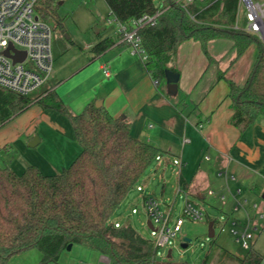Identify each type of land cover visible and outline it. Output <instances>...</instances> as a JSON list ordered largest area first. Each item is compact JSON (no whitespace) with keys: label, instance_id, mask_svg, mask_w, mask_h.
Instances as JSON below:
<instances>
[{"label":"trees","instance_id":"16d2710c","mask_svg":"<svg viewBox=\"0 0 264 264\" xmlns=\"http://www.w3.org/2000/svg\"><path fill=\"white\" fill-rule=\"evenodd\" d=\"M105 2L110 14L125 24L160 11L157 23L139 31L148 55L145 67L159 87L166 84L167 69L178 72L170 63L185 40H199L207 53L209 41L230 38L238 54L257 40L233 29L238 0L195 1L187 6L176 0H165L164 4L155 0ZM58 5L59 0H39L37 11L43 20H53L55 27L65 32L64 20L56 13ZM112 44V38H104L92 51L100 55ZM263 52L262 48L246 86L229 82L235 108L232 123L243 128L264 115ZM34 94L21 95L0 87V125L39 103L70 119L81 151L68 167L54 174L44 173L35 164L22 173L0 167V264L32 248L42 253L41 264H59L70 244L96 250L111 264H155L159 249L153 239L144 237L130 221L116 226L111 218L160 149L134 138L130 123L114 117L104 105L90 103L73 114L53 87ZM180 182L187 189L184 178ZM228 261L261 264L264 253L252 248L239 257L222 248L218 264ZM200 264H209V255Z\"/></svg>","mask_w":264,"mask_h":264},{"label":"crops","instance_id":"0c3cea01","mask_svg":"<svg viewBox=\"0 0 264 264\" xmlns=\"http://www.w3.org/2000/svg\"><path fill=\"white\" fill-rule=\"evenodd\" d=\"M108 25L112 26L111 32L98 35L88 45L90 61L73 67L74 73L62 75L55 83L53 71L47 88L53 87L73 114L102 100L114 117L130 123L134 138L160 149L158 166L172 168L176 173L172 187L185 194L186 202L195 206L198 200L210 206L219 204L226 220L238 230L249 226L258 233L256 242L264 230V115L244 128L233 124L235 108L229 82L247 85L261 49L254 46V41L238 54L233 39L220 37L208 42L206 53L199 40L183 41L170 63L180 73L179 90L170 95L167 82L159 87L144 62L123 40L117 24ZM107 37L113 39V44L95 55L93 46ZM220 39L227 43L224 49L217 47ZM91 64L102 74L97 81L91 79L94 70L88 72ZM104 67L110 71L109 76L104 74ZM74 76H79V83L62 91ZM80 84L82 87H77ZM41 146L44 148L37 152ZM80 151L70 119L39 103L0 125V167H10L17 173L32 164L46 174L59 173ZM181 178L188 184L187 189L181 185ZM205 182L214 186L208 190L213 191L210 198L196 191ZM162 196L171 202V197ZM74 247L73 244L70 249ZM86 255L94 256L90 252ZM107 262L111 264L100 253L97 264Z\"/></svg>","mask_w":264,"mask_h":264},{"label":"rangeland","instance_id":"374dc122","mask_svg":"<svg viewBox=\"0 0 264 264\" xmlns=\"http://www.w3.org/2000/svg\"><path fill=\"white\" fill-rule=\"evenodd\" d=\"M155 1L158 4H164L165 2V0ZM254 1L263 2L264 0ZM56 13L59 17L63 18L66 30L64 32L55 27L56 24L53 20L47 21L53 28L54 54L56 58L54 76L57 79L54 83L62 79V75H71L74 73L71 72L73 67H80L90 61L91 55L88 50V45L95 42L98 35L106 36L107 32H111L112 26L108 25L107 19H113L105 0H59ZM255 37L257 40L254 42V46L258 50L264 49L263 41L258 36ZM223 40L220 39L217 44L218 49L227 47V43ZM227 42L229 41L227 40ZM92 66L93 64L87 66V69L89 68L88 72L94 70V66ZM93 72L95 73L91 74L92 81H97L100 77L102 78L101 73L95 70ZM79 80V76L72 77L61 90L63 91L65 88L71 90V86L79 83ZM70 82H72L71 85H69ZM81 85L77 87L80 88L82 87ZM46 88L47 85L43 86L34 95L39 94ZM42 148L44 146H41L36 151L38 152ZM159 160L157 157L147 168L135 188L116 210L111 218V222L114 225L122 226L127 221H130L144 237L154 238L156 232L146 226L149 216L145 207V195H150L158 199L167 212L171 208L170 226L176 217L182 215L186 203L185 194L183 192L177 193V189L172 187L177 178L176 173L172 171V168L164 170L163 167L158 166ZM199 187V190L196 189L198 194H205L208 198L211 197L208 190L211 187L214 188V186L210 187L205 182L201 183ZM191 193L189 194L191 195ZM162 195H164V199L171 197V202L164 201ZM196 203L197 207L205 213L204 218L201 220L185 218L182 230L178 235L170 239L166 248L159 249L155 264H200L206 255H209V264H218L220 250L222 248L228 249L239 257L245 256L248 250L243 248L241 243L237 241V236L231 231L232 229H238V227L226 220V214L220 209L221 206L219 204L210 206L207 202L199 200ZM209 218L215 221L214 237L209 236V222L211 221ZM254 234L257 235L258 233ZM254 244L256 249L264 253V230L258 235ZM74 245L75 247L73 249L67 248L63 251L59 259V264L98 263L100 257L98 251L83 245ZM170 250L171 254L169 255ZM89 252L94 256L88 257L86 253ZM42 257L43 255L38 249L32 248L13 256L7 264H41ZM46 264L55 263L49 262ZM107 264L109 263L107 262ZM226 264L237 263L228 261Z\"/></svg>","mask_w":264,"mask_h":264},{"label":"built area","instance_id":"2783aa9c","mask_svg":"<svg viewBox=\"0 0 264 264\" xmlns=\"http://www.w3.org/2000/svg\"><path fill=\"white\" fill-rule=\"evenodd\" d=\"M195 1L204 0H176L183 6ZM38 3L39 0H0V87L21 95L39 91L48 84L54 71L53 28L38 14ZM159 15L160 11L145 14L128 24L122 23L113 15V19L107 21L117 24L118 31L131 47L132 53L145 62L148 55L143 48L139 31L145 25L157 23ZM233 29L258 36L264 43V1L238 0ZM6 51L9 53L6 54ZM18 53H25L22 61L14 59ZM104 74L110 75L106 67ZM209 193L213 194V191ZM145 207L155 228L156 235L152 239L158 249L166 248L170 239L178 235L185 218L201 220L205 216L199 207L187 201L182 215L176 217L170 226L171 208L167 212L161 202L150 195L145 197ZM146 226L149 228L147 223ZM231 231L244 249L253 248L256 235L249 226Z\"/></svg>","mask_w":264,"mask_h":264},{"label":"water","instance_id":"95a60500","mask_svg":"<svg viewBox=\"0 0 264 264\" xmlns=\"http://www.w3.org/2000/svg\"><path fill=\"white\" fill-rule=\"evenodd\" d=\"M9 51H6V54H8ZM25 58V53H18L16 56H14L15 60L22 61ZM166 76V82H167V91L168 94L170 95H176L179 90V79H180V73L172 70V69H167L165 72ZM95 105L101 106L103 105L102 100H98L95 102ZM214 224L215 222L212 220L209 222V236L214 237L215 236V229H214ZM147 225L149 226L150 229L155 231V228L153 227V224L151 220H147ZM73 244H70L68 248L70 249ZM171 254V250L169 252V255Z\"/></svg>","mask_w":264,"mask_h":264}]
</instances>
